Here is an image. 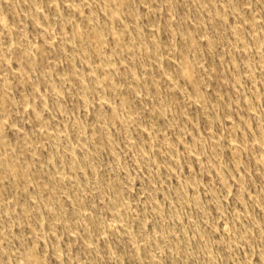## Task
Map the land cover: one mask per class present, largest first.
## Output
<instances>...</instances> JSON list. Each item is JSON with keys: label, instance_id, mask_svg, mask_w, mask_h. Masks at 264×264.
Listing matches in <instances>:
<instances>
[{"label": "rangeland", "instance_id": "rangeland-1", "mask_svg": "<svg viewBox=\"0 0 264 264\" xmlns=\"http://www.w3.org/2000/svg\"><path fill=\"white\" fill-rule=\"evenodd\" d=\"M0 264H264V0H0Z\"/></svg>", "mask_w": 264, "mask_h": 264}]
</instances>
